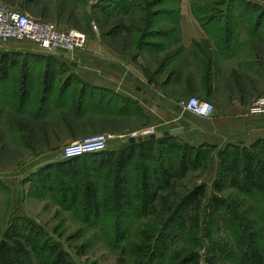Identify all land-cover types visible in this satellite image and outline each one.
<instances>
[{"label":"rangeland","instance_id":"1","mask_svg":"<svg viewBox=\"0 0 264 264\" xmlns=\"http://www.w3.org/2000/svg\"><path fill=\"white\" fill-rule=\"evenodd\" d=\"M156 2L152 0L148 8L154 23L148 31L145 23L140 21L145 14L138 10L129 11L127 5L132 3L131 0H92L95 7L90 9V19L88 15H83L84 10H88L84 8L85 0H0V4L7 9L26 14L36 21L78 29L88 38L87 48L89 42L97 38L93 26L97 28L99 37L105 39L109 28L121 23L130 30L116 38L108 37L106 44L142 53L146 59L162 56L161 52L156 53L155 48L168 43L158 30L171 26V22L176 20L175 14L168 16V12L175 13L179 8V0ZM189 3H193L199 12L196 19L201 24L210 23L212 34H216L215 30L224 24L253 23L260 14H263L264 22V0H189ZM63 13L72 14L64 23L66 15ZM142 32H145L144 38L141 37ZM139 42L143 47L141 51L136 50ZM23 45L24 48L18 47L17 50L29 51L21 56L16 55L19 53L10 56L11 67L0 62V244L9 239L13 230L33 227L41 234V240L56 247L70 264H157L159 262L154 258L159 250L155 249L153 238L167 234L177 235L170 251L183 247L195 250L200 258L199 264H240L241 248L248 245L249 232H259L261 237L264 236V198L239 193L227 186H223L221 192L215 191L216 186L221 185L217 153L221 148L227 149V145L190 146L195 148L190 153L186 151V155L197 154L199 157L195 159V164L186 168L184 174L180 171V149H165L155 144L149 147L153 156L147 159L138 157V150L131 148L133 143L128 142L123 144V151H134L135 156L121 172L108 169V165L94 169L88 158L82 161L84 166L76 172L63 171L64 161L60 159L63 146L30 141V138L37 137L34 134L39 135L43 130L57 133L58 124L62 121L56 116L61 113L56 114L57 111L52 110L55 108H51L48 115L52 116L42 121L35 118V110L32 111V106L39 104L42 96L45 98L42 103L56 104V93L44 95L30 85L25 93H21V80L15 77L22 71H30L34 76H43L45 72L55 75L73 71L74 66L64 67L59 58L47 62V57L31 52L33 47L30 44ZM175 46L171 43L169 49L174 50ZM62 116L66 115L62 113ZM263 143L264 139H258L250 144L229 146L252 151L264 158V154H260ZM164 169L171 173L180 171L176 189L179 194L196 187L204 189L198 230H194L190 220L184 222L186 219H182L178 226L176 217L171 225H163L165 230L162 233L157 235L158 229L153 230L151 222L154 217L147 215L139 199L141 177L144 175L146 180L158 183V176ZM116 187L123 190L129 203L121 205L123 200L117 197ZM92 189L96 191L93 202L100 204L96 215L87 205V194ZM212 195L238 205L237 220L225 222L217 216L210 217L206 206ZM177 214L188 216L187 211ZM145 235L152 238L149 247L145 243ZM263 245L264 241L257 242V246ZM139 248L140 252H146L144 259L137 255ZM162 264L166 262L162 261Z\"/></svg>","mask_w":264,"mask_h":264},{"label":"crops","instance_id":"2","mask_svg":"<svg viewBox=\"0 0 264 264\" xmlns=\"http://www.w3.org/2000/svg\"><path fill=\"white\" fill-rule=\"evenodd\" d=\"M94 4L85 0L84 8L88 10L83 15L88 19ZM179 10V44L184 51L165 61L166 70L160 74L154 73L157 64L151 56L146 59L142 53L110 47L106 44L108 36L102 39L97 31V38L89 42L86 51L75 54L73 63L61 59L64 67L74 66L73 71L55 75L45 72L43 76L19 72L15 78L23 80L26 75L32 89L41 92L46 75L54 79L50 90L56 93L57 105L42 103V96L41 102L32 106L35 118L43 121L52 116L48 115L51 108L61 113L56 116L62 121L56 134L43 130L30 141L61 147L105 134L109 136L106 151L115 152L123 149L131 133L143 131L175 138L189 146L220 147L264 139V114H249L255 100L264 94V22L256 29L240 25L235 30L232 42L221 48L213 63L216 75L208 80L202 75V66L206 55L214 54L216 49L192 15L189 0H182ZM63 14V23L72 16ZM15 49L9 53L26 54ZM190 98L211 103L212 116L205 119L187 112L182 102Z\"/></svg>","mask_w":264,"mask_h":264},{"label":"trees","instance_id":"3","mask_svg":"<svg viewBox=\"0 0 264 264\" xmlns=\"http://www.w3.org/2000/svg\"><path fill=\"white\" fill-rule=\"evenodd\" d=\"M132 3L128 4V9L130 12L138 10L141 13H144L145 16L141 17V23H145V29L151 30L154 25L151 15L148 13V8L152 0H131ZM162 0H157L156 3L161 2ZM179 0V8H180ZM141 8L143 10H141ZM177 7V11L174 13L169 11L168 16L175 14V21L173 20L171 26L165 28V30H158L162 35L161 37L166 40L168 43L166 46H156V53H160L162 57L153 58L152 61L157 64V68L154 71L155 74H160L166 70L163 63L167 60L174 59L183 53V48L179 44V13L180 10ZM192 15L196 19V15L199 13L193 3L190 5ZM143 18V20H142ZM197 20V19H196ZM197 22L206 30L210 39L213 42V46L216 49V52L213 54H207L206 60L202 66V75L206 76L208 80H211L215 75L216 71L213 70V63L217 62V58L220 55L219 52L221 48H224V45L230 44L232 42L233 34L235 30L239 28L240 25H248L250 28H257L261 23H263V14H260L253 23H235V24H224L215 30L217 35H220L219 38L212 34L210 23L201 24L198 20ZM139 29V28H138ZM130 29L127 26L122 25L121 23H115L107 31L108 37L116 38L117 35L125 33ZM137 31V30H136ZM142 38H144V33L142 32ZM171 39L175 40L171 42ZM171 43L175 44V49L171 50ZM197 45H194L193 48H197ZM143 49L142 43L139 42L136 45V50L141 51ZM198 49V48H197ZM204 49H207L204 46ZM16 54V53H15ZM14 53H0V62L2 65H13L10 60V56ZM21 56L22 54H16ZM46 61H50L51 58H45ZM52 60V59H51ZM53 62V60H52ZM55 62V61H54ZM27 71H22L23 74H26ZM213 72V73H212ZM21 80L20 90L21 93H25L31 86V80L26 78ZM151 77V75H150ZM30 85V86H29ZM52 85L50 86V88ZM32 88V86L30 87ZM44 95H49L42 90ZM23 98V96H22ZM129 144V141H127ZM157 144L158 146L165 149H175L181 150V166L180 171L185 172L186 168L190 164H195V159L199 156L186 155V151L190 153L195 147H190L189 145L183 144L175 138H169L166 136L160 137L153 141H142L140 143H133V149L138 150V157H146L147 159L153 156L151 148L153 145ZM264 145V143H263ZM227 149L221 148L217 153V156L220 160L219 165V181L221 185H217L215 191L221 192L223 186L235 189L239 193L243 194H256L259 197L264 198V158L262 155L257 153L249 152L247 150H237L232 148V146L227 145ZM264 147V146H263ZM232 149V151H230ZM256 149V147H254ZM260 154H264V148L260 150ZM135 152L132 151L128 153L127 151H115V152H102L99 154L86 155L74 160L63 162V171L68 173H74L81 167H83L82 161L88 158L90 161V166L94 169L97 167L107 166L108 169H115L117 172H121L132 160L134 159ZM185 156V157H184ZM179 171V172H180ZM178 172V170H177ZM178 172V173H179ZM176 172H169V170L164 169L162 173L158 176V183L151 182L146 180V177L142 175V187L139 191V199L144 210L147 211V215L154 217L152 220L153 230H157V235L162 233L165 230L164 224H170L174 222V217H176V223L180 226L181 220L186 219L185 221L190 220L194 230L199 228L200 220V210L203 206V201L205 199V192L202 187H196L191 191H187L179 194L177 189V176ZM176 182V183H175ZM121 184V183H120ZM117 197L120 200H123L121 205L129 203L123 194V190L116 187ZM87 205L90 207V210L94 215L99 213L100 204H95L96 191L94 189L87 194ZM105 205V203H104ZM158 206V208L156 207ZM238 205L231 203H226L224 200H221L217 196H210L206 208L210 210V217L217 216L220 220L223 219L225 222H232L237 220V208ZM122 207H120L121 209ZM180 211H187L188 216H178L177 213ZM177 214V215H176ZM212 214V216H211ZM156 235V234H152ZM145 243H151L152 238L145 235ZM177 235H167L161 234L157 238H153V245L155 249L159 250L155 254L154 260L158 261L157 264H162V261H165L166 264H199V256L195 250H190V248H181V250L170 251L171 245L176 241ZM259 240L264 241V236H260L259 232L250 231L248 234V249L245 250L241 248L240 253V264H264V245L257 246ZM140 248L137 250V255L141 256L142 259L146 257V252L141 251ZM207 263V262H206ZM0 264H70L64 255L61 252H58L56 247L52 245H47L43 240H41V234L34 230L33 227H27L26 230H13L12 235L9 239L0 244Z\"/></svg>","mask_w":264,"mask_h":264},{"label":"built area","instance_id":"4","mask_svg":"<svg viewBox=\"0 0 264 264\" xmlns=\"http://www.w3.org/2000/svg\"><path fill=\"white\" fill-rule=\"evenodd\" d=\"M93 31H97L95 26H93ZM87 39V36L78 29L63 28L55 23L39 22L26 14L7 9L0 4V53L12 52L15 49L14 44L27 43L33 47L31 52L34 54L54 60L64 59L73 63L75 54L86 50ZM182 106L190 114L205 119L210 118L214 112L211 103L196 98L182 102ZM249 114H264V94L255 100L249 109ZM150 135L155 134L151 131L134 132L126 137L124 142L135 141ZM108 139L109 136L100 134L64 145L60 151V159L66 162L86 155L105 152Z\"/></svg>","mask_w":264,"mask_h":264},{"label":"flooded vegetation","instance_id":"5","mask_svg":"<svg viewBox=\"0 0 264 264\" xmlns=\"http://www.w3.org/2000/svg\"><path fill=\"white\" fill-rule=\"evenodd\" d=\"M47 74V73H46ZM53 80L54 79H52L51 77H49V75H46V77H45V80H44V90H45V92L48 94V93H50L51 92V90H50V86L52 85V83H53Z\"/></svg>","mask_w":264,"mask_h":264},{"label":"water","instance_id":"6","mask_svg":"<svg viewBox=\"0 0 264 264\" xmlns=\"http://www.w3.org/2000/svg\"><path fill=\"white\" fill-rule=\"evenodd\" d=\"M160 138L159 136H156V135H150L149 137H145L144 139H137V141H134V140H131L130 143H134V142H137V143H140L142 141H146V140H149V141H153V140H156Z\"/></svg>","mask_w":264,"mask_h":264}]
</instances>
